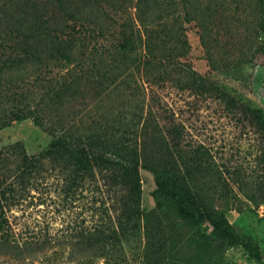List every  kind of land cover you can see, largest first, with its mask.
Returning <instances> with one entry per match:
<instances>
[{
  "label": "rangeland",
  "instance_id": "374dc122",
  "mask_svg": "<svg viewBox=\"0 0 264 264\" xmlns=\"http://www.w3.org/2000/svg\"><path fill=\"white\" fill-rule=\"evenodd\" d=\"M138 1L106 6L102 15L110 31L104 38L90 28L91 44L99 41L105 43H98L101 50L113 49L122 31H132L141 51L145 36L137 18ZM156 9L161 20L187 36V59L194 70L239 100L264 109V53L256 48L259 37L253 22L259 0H188L187 8L181 0H157ZM201 14L207 19V46L199 35ZM127 62L128 71L141 84L134 61ZM122 63L123 59L113 61L117 67ZM132 74L129 84L123 79L106 96L104 107L127 111L128 105L137 107L136 102H152L157 96L160 120L182 122L184 142L189 144L177 152L160 142L145 143L146 135L141 136L143 161L185 186L182 194L189 202L187 208L156 193L154 170L141 168L145 218L139 233L149 246V259H167L165 264H264V162L260 138L249 119L225 107L217 95L181 90L171 80L152 87L145 84L140 93ZM83 102L87 103L82 101V106ZM51 140L52 135L31 118L0 128V150L8 160L0 165V178L14 179L17 194L8 219L21 242L32 238L41 247L33 253H0V264H68L67 241L81 223L92 224L98 213L95 206L106 196L103 185L98 187L90 178L73 191L67 189L61 164L44 156ZM17 142L30 156L41 159L31 181L24 184L14 165ZM95 264L105 263L99 259Z\"/></svg>",
  "mask_w": 264,
  "mask_h": 264
},
{
  "label": "trees",
  "instance_id": "16d2710c",
  "mask_svg": "<svg viewBox=\"0 0 264 264\" xmlns=\"http://www.w3.org/2000/svg\"><path fill=\"white\" fill-rule=\"evenodd\" d=\"M118 1L0 0V128L31 118L52 135L44 156L61 164L67 189L73 191L90 178L98 187L103 185L106 194L95 206L98 213L92 224L81 223L67 241L68 264H95L99 259L105 264L166 263L167 259H149V246L142 243L139 233L145 218L141 204L143 166L154 170L156 193L189 206L182 194L185 186L171 180L160 167L143 161L145 144L140 140L146 135L145 143L160 142L180 152L189 145L184 142V124L174 118L167 123L160 120L157 96L152 102H134L137 107L132 103L127 111L115 112L103 105L120 81L130 83L127 78L132 72L127 61H134V72L140 73L141 84L132 74L140 93L145 84L152 87L171 80L181 90L215 94L225 107L246 116L260 138L264 162V109L239 100L192 68L187 59V36L161 20L157 0H139L136 4L145 36L141 51L132 31H122L113 49L101 50L98 43H105L99 41L91 44L93 38L88 33L92 27L102 37L108 36V20L102 12ZM181 1L187 8L188 0ZM204 15L198 18L202 27L199 35L207 46ZM254 15L259 37L256 48L264 53V0H259V11ZM116 59H123L121 68L113 65ZM84 100L88 104L83 102L82 106ZM13 148L17 151L14 165L24 184L31 181L41 159L30 156L21 142ZM13 148L8 152L12 154ZM3 151L0 165L8 161ZM13 184L14 179L0 178V253H33L41 248L38 242L32 238L21 242L8 219L7 211L17 197ZM252 251L260 255L258 249Z\"/></svg>",
  "mask_w": 264,
  "mask_h": 264
}]
</instances>
